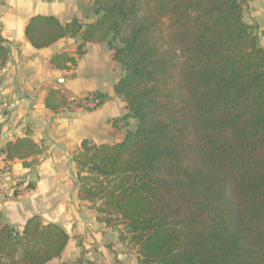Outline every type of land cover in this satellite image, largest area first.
Here are the masks:
<instances>
[{
    "label": "trees",
    "instance_id": "obj_1",
    "mask_svg": "<svg viewBox=\"0 0 264 264\" xmlns=\"http://www.w3.org/2000/svg\"><path fill=\"white\" fill-rule=\"evenodd\" d=\"M248 3L95 0L89 24L36 14L25 27L37 49L81 37L75 55L51 57L59 69L76 66L87 42L114 49V89L128 107L120 120L137 128L113 144L85 139L73 160L79 197L136 246L139 264H264V47ZM9 52L0 36V69ZM70 103L60 90L46 97L52 110ZM44 149L26 135L0 152L31 167ZM2 216L0 264H49L68 243L38 215L21 230Z\"/></svg>",
    "mask_w": 264,
    "mask_h": 264
},
{
    "label": "crops",
    "instance_id": "obj_2",
    "mask_svg": "<svg viewBox=\"0 0 264 264\" xmlns=\"http://www.w3.org/2000/svg\"><path fill=\"white\" fill-rule=\"evenodd\" d=\"M36 14L54 15L63 23L77 17L89 24L98 18L95 0H0V36L10 49L8 62L0 69V149L7 141L26 135L45 147L30 158L37 160L31 167H24L19 159L7 160L0 152L2 224L21 230L27 219L38 215L44 224L63 227L68 243L49 264L77 260L139 264L136 246L121 240L120 232L100 221L91 203L79 197L73 160L83 140L113 144L137 128L136 118L120 120L128 107L114 86L123 69L107 41L87 42L77 65L69 70L55 67L51 57L75 55L81 37H65L35 48L25 27ZM257 24L264 47V17ZM53 90L65 93L69 101L71 96L91 93L106 98L94 107L66 105L52 110L46 97Z\"/></svg>",
    "mask_w": 264,
    "mask_h": 264
},
{
    "label": "rangeland",
    "instance_id": "obj_3",
    "mask_svg": "<svg viewBox=\"0 0 264 264\" xmlns=\"http://www.w3.org/2000/svg\"><path fill=\"white\" fill-rule=\"evenodd\" d=\"M264 0H249V3L245 6L244 17L245 20L253 25L255 32L260 33L258 29V22L264 17L263 6ZM2 222V221H1Z\"/></svg>",
    "mask_w": 264,
    "mask_h": 264
},
{
    "label": "built area",
    "instance_id": "obj_4",
    "mask_svg": "<svg viewBox=\"0 0 264 264\" xmlns=\"http://www.w3.org/2000/svg\"><path fill=\"white\" fill-rule=\"evenodd\" d=\"M70 106H76V105H82L85 107H94L96 106V103L98 102V100L92 99V97L90 95H88L87 98L85 97H77V96H71L70 97Z\"/></svg>",
    "mask_w": 264,
    "mask_h": 264
},
{
    "label": "water",
    "instance_id": "obj_5",
    "mask_svg": "<svg viewBox=\"0 0 264 264\" xmlns=\"http://www.w3.org/2000/svg\"><path fill=\"white\" fill-rule=\"evenodd\" d=\"M59 82L61 83V82H62V80H61V81H59ZM59 82H58V83H59ZM129 230H131L129 227H124V228H123V231H129Z\"/></svg>",
    "mask_w": 264,
    "mask_h": 264
}]
</instances>
